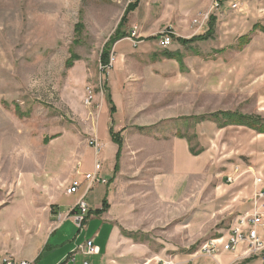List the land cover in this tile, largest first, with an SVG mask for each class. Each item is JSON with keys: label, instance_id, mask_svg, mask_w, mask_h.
Segmentation results:
<instances>
[{"label": "rangeland", "instance_id": "374dc122", "mask_svg": "<svg viewBox=\"0 0 264 264\" xmlns=\"http://www.w3.org/2000/svg\"><path fill=\"white\" fill-rule=\"evenodd\" d=\"M133 1L0 0V209L13 205L10 209L22 212L28 227L33 205L57 225L78 197V190L67 193L73 183H84L82 175L96 159L110 166L109 150H102L108 157L100 160V143L112 141L111 126L114 134L135 126H143L139 131L149 135L178 130L195 152L207 153L211 166L179 180L174 201L143 200V187L133 185L139 179L121 182L113 188L110 224L117 227L115 235L96 214L79 230L68 213L50 239V245L60 242L61 247L44 248L45 260L37 264L55 262L67 240L80 245L94 231V242L104 250L98 256H78L77 264H98L110 239L107 257L117 264L202 254L206 241L225 237L234 223L254 212L257 191L264 189V171L255 168L264 166V134L198 122L201 116L224 111L264 119V0H239L236 9L224 1L214 13L208 0L180 25L175 12L178 6L187 9L189 0H143L140 14L145 11L148 21L143 25L136 10L128 15L123 31L128 35L135 26L136 36L124 38L118 63L113 61L118 41L113 44L104 75V46ZM210 17L213 33L207 41L182 46L173 40L168 48L161 46L166 29L174 38L190 39L206 33ZM164 52H177L181 62L165 58ZM89 91L92 100L87 104ZM112 162L119 166L116 155ZM100 173L104 175L103 169ZM256 178L262 179L258 188ZM108 182L95 183L90 192L96 186L105 189ZM102 197L97 194V203ZM91 221H97L98 230L90 227ZM16 232L19 238L23 234L18 245L36 244L34 231ZM247 264L263 263L252 257Z\"/></svg>", "mask_w": 264, "mask_h": 264}, {"label": "crops", "instance_id": "0c3cea01", "mask_svg": "<svg viewBox=\"0 0 264 264\" xmlns=\"http://www.w3.org/2000/svg\"><path fill=\"white\" fill-rule=\"evenodd\" d=\"M142 1L143 0H139L138 7L134 13L135 17H140V19L143 18L144 25L148 21V15H146L147 13L145 11H143V14H140ZM179 1L181 3L183 0ZM201 1L203 2V5H199L197 7L196 5ZM207 3L208 0H189L187 9H181V7L178 6L177 12H175L177 20L176 22L178 23V25H180L179 22L182 18H185L187 14L191 13L195 9H204ZM147 33L148 32L143 29V35H146ZM176 38L183 39L179 35H177ZM124 40L125 39L118 41L114 46V63H118L123 56L122 53L124 47L121 46L124 45L122 44ZM176 43L181 45L177 41ZM112 121H110V123ZM105 122L107 126L108 123L107 121ZM135 127H137L135 128V130L132 128L128 131L124 130V128H120V130H118L117 132L122 138V146L120 151L121 154L119 156V166L117 172L115 171V166H113L112 162V160L114 161V157L118 151L117 145H115L111 140L108 141V139L105 140L104 143H100V160L102 162L103 159L106 160L108 157V154L104 155L103 153L102 155V150L107 149L110 151V166H102L104 175L101 174L102 172L100 173L101 177L109 182L105 186V189H102L101 186H96V188L93 189L94 191L92 190L93 192H90V190L93 188L94 184L89 187L88 181L86 180L83 181V184L80 183L81 185L78 182L79 188L78 192L76 193L78 194V197L76 198V201H74L70 209L67 210L66 214H70L71 210L75 209V205L78 200H80L81 197H84V201L89 207L90 214L88 213V216L86 218V221H88L89 223V220L94 218V212L100 211L102 208V202L106 201L109 205V208H107V210L103 213L97 214V216L98 219H102L105 223L109 225L110 234L115 235L117 232V227L112 226L110 224V222L113 221V214L115 212L112 202L116 195L114 189L117 187V185H120L121 182L124 183L126 181L130 182L132 180L139 179V182L133 185L143 187V193L145 194L143 195V200L145 198H151V201L152 199H155L159 202H163L164 199H170L174 201L177 200L175 198H178L176 191L180 186L179 180L194 175L197 171L202 169L203 166H211L210 163L207 162L209 157L206 155L207 153L205 151H203L199 155L191 154L189 150L190 146L186 137H180L178 130H172L169 133L165 134L161 132L158 135H149L139 131V129H143V126ZM255 168H261V170L264 171V166H255ZM90 172H93V168L90 171H86L84 175ZM115 172L116 174H114ZM82 177L84 176L82 175ZM168 186L169 189H167ZM88 188L90 189L88 190ZM98 193L103 196L101 204L97 203ZM11 206H4L0 209V254L8 253L17 259L29 260L37 264V261L39 259L42 258L43 260H45L44 251L48 246L52 249L50 251L61 247V245H59L60 242L56 241L53 246L50 245V239L51 236L55 233V229L61 224V220L65 218L66 214L59 222H57V225H54V222L48 219L45 212L39 211V209H36L33 205H31V208L33 209V212H30L32 216V222L30 226L26 227L24 224V219H21L23 213H18V210H14L13 212L10 209ZM247 215L249 214L247 213ZM19 220L21 221L19 222ZM93 225L95 227V230L99 229L97 227V221L96 223H94V221H91L90 227H92ZM17 230H23L25 232H27L28 230L34 231L33 234L36 236L37 239L36 244L33 245L31 248H23L22 246L18 245L19 242H22L21 238L23 234L19 235V238L18 233L16 232ZM94 232L95 233L93 237L89 238L93 239V241L97 236V231ZM31 235L30 233H27V236ZM110 240L106 244L104 253L100 255L101 258L98 264H117L116 261L109 260V258L107 257L109 249L112 246V244H110ZM94 244L99 248L100 253L102 252V249L104 250V247L101 249L100 245H98L96 242H94ZM75 245L69 240H67V243L64 244L62 248H60L63 249L60 257L55 262L48 264H63L65 259L78 246V244ZM25 249H28L29 252L25 253ZM23 254H25V256ZM78 256H81V258L83 259L84 257H88L76 254L75 259ZM240 257H243V249H241V247H239L235 252L221 253L217 255L215 259H212L199 253L195 255L189 254L186 257H179L178 259L176 258V261L173 259V262L175 264H229Z\"/></svg>", "mask_w": 264, "mask_h": 264}, {"label": "built area", "instance_id": "2783aa9c", "mask_svg": "<svg viewBox=\"0 0 264 264\" xmlns=\"http://www.w3.org/2000/svg\"><path fill=\"white\" fill-rule=\"evenodd\" d=\"M224 1H230L232 3L231 7L236 9L238 7L239 0H211L210 10L211 13L217 11ZM195 22V20H194ZM201 26L199 25V28ZM136 27L129 32L127 38H135ZM160 44L163 48H168L174 38V33L170 29H166L162 32L160 36ZM110 66V65H109ZM92 100V94L90 91L88 93V99L86 103H90ZM90 145L93 146L96 151L98 147L96 142L91 141ZM98 152V151H97ZM97 158V156H96ZM102 170L101 163L99 159L95 160L93 166V172L84 175L85 180L88 181L89 187L91 185L98 183L102 184L106 181L101 177L100 171ZM228 181H233L232 178L228 177ZM262 183V179L256 178L254 180L255 186ZM79 188L78 183H73L71 188L67 190L68 194H74ZM90 188H88L89 190ZM254 212L243 218H240L231 228L228 235L225 237H219L206 241L200 248V252L208 257H214L224 252H235L239 247H243V256H248L249 258L256 257L258 260L264 264V189L257 191L255 198ZM89 213V207L87 206L84 198H80L76 204V208L73 215V221L76 227L81 230L83 229V224H85L86 218ZM68 217V216H67ZM100 250L94 244L93 239H87L83 244L78 245L70 255L65 259L63 264H76L75 256L80 254L82 256H96L99 255ZM0 264H35L33 261L20 260L15 258L10 254H0ZM82 264H90L83 261ZM138 264H175L171 259H161L157 258L154 260H146Z\"/></svg>", "mask_w": 264, "mask_h": 264}, {"label": "trees", "instance_id": "16d2710c", "mask_svg": "<svg viewBox=\"0 0 264 264\" xmlns=\"http://www.w3.org/2000/svg\"><path fill=\"white\" fill-rule=\"evenodd\" d=\"M138 4H139V0H134L132 3H129L127 5L125 12L119 21L118 26H117L116 30L114 31V34L109 38L108 42L104 46V51H103L102 56L100 58V64L102 66L101 73H103L104 75L106 73L105 69L107 67H109V63H110L109 60H110V54H111L112 46L117 41L128 37V35L123 31V25L126 24V21L128 20L127 19L128 15L137 9ZM213 23H214V18L210 17L209 29L206 31V33H204L203 35L194 36L190 39L175 38V41L179 42L182 46H186V45L198 42V41H207L208 39H210L212 37ZM260 30L262 32H264V28H260ZM163 56H165V58H167V59H176L177 61L181 62V57L179 56V54L177 52H164ZM108 100H109L108 102L111 104L112 100H111L110 95L108 96ZM110 111H111V113L115 112L114 105L111 106ZM202 121L214 122L217 124L219 129H222V128H225V127L231 126V125H236V126H244V127L249 128V129H252V130L256 131L258 134H264V119L261 118L260 116H257V115H246V114L239 113V112L224 111V112L211 113V114H208L207 116H201L198 119V122H202ZM109 132H110V136L112 138V141L118 147V151L116 153V161L118 162V159L120 156V151H121V146H122V141L119 139L120 138L119 133H117V134L113 133L112 126H111ZM179 136L184 137L183 135H180V134H179ZM187 141H188V139H187ZM189 150H190L191 154H193V155L199 154V152H195L191 147H189ZM117 169H118V166L116 164L115 171H117ZM107 206H108V204L106 201L102 202L101 210L95 211L94 214L97 215V214L103 213L104 211H106ZM74 210H71L69 215H71L74 212ZM250 261H252V258H249V259L247 258L241 264H247Z\"/></svg>", "mask_w": 264, "mask_h": 264}]
</instances>
